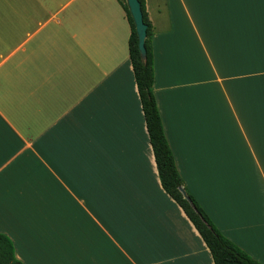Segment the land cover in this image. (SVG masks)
Masks as SVG:
<instances>
[{"label":"crops","instance_id":"1","mask_svg":"<svg viewBox=\"0 0 264 264\" xmlns=\"http://www.w3.org/2000/svg\"><path fill=\"white\" fill-rule=\"evenodd\" d=\"M145 3L181 186L264 264V0ZM130 35L120 0H0V232L23 264H214L162 186Z\"/></svg>","mask_w":264,"mask_h":264},{"label":"trees","instance_id":"2","mask_svg":"<svg viewBox=\"0 0 264 264\" xmlns=\"http://www.w3.org/2000/svg\"><path fill=\"white\" fill-rule=\"evenodd\" d=\"M140 1L144 21L148 25L146 38L148 56L146 61L141 58L135 24L127 7L126 0H120L131 26L129 40L130 59L162 186L180 204L194 223L211 251L214 264H263L229 238L225 237L213 224L195 197L187 192L196 208L185 198L179 188L183 184V180L178 172L172 149L166 138L153 91L155 79L154 53L151 41L153 27L146 11L145 0ZM0 264H23L15 255L12 239L2 232H0Z\"/></svg>","mask_w":264,"mask_h":264},{"label":"rangeland","instance_id":"3","mask_svg":"<svg viewBox=\"0 0 264 264\" xmlns=\"http://www.w3.org/2000/svg\"><path fill=\"white\" fill-rule=\"evenodd\" d=\"M56 6V4H54ZM256 35H260L261 34H256ZM259 55L261 57V50L259 52ZM258 55V56H259ZM217 85L215 84H212L210 85V89L212 88V94H213V101H214V106L216 105V108H217V112L216 114H214L216 120H217V123L224 125L226 127H228V130L227 129H224V128H219V126H217V132L219 133V136L223 139L226 138V135H228V137H233V138H237L239 139L240 138V141L239 143L242 142V136L239 135V130L237 132V136L234 134V129H235V123H236V117L234 116V113H232V111H230L229 107H227L224 99L223 98V95L220 94L221 90H219L218 88L219 87H215ZM222 93V92H221ZM213 106V105H212ZM243 143V142H242ZM242 146V144H241ZM244 148V146H242ZM228 154H230L229 152H227ZM247 158V156H246ZM246 158L242 157L243 162H240L242 163V165H246L245 161H246ZM249 163L251 164V161H249Z\"/></svg>","mask_w":264,"mask_h":264},{"label":"water","instance_id":"4","mask_svg":"<svg viewBox=\"0 0 264 264\" xmlns=\"http://www.w3.org/2000/svg\"><path fill=\"white\" fill-rule=\"evenodd\" d=\"M127 7L130 11V14L133 18L137 37H138V47L141 54V58L147 60V48H146V38H147V23L144 21L143 11L140 0H126ZM181 192L184 194L185 198L189 200L192 206L195 207L191 197L188 195L187 191L183 186L179 187ZM196 208V207H195Z\"/></svg>","mask_w":264,"mask_h":264}]
</instances>
